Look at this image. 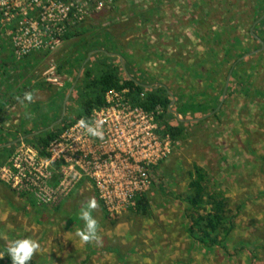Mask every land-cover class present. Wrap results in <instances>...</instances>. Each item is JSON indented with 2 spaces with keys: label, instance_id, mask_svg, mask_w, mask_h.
Returning a JSON list of instances; mask_svg holds the SVG:
<instances>
[{
  "label": "rangeland",
  "instance_id": "374dc122",
  "mask_svg": "<svg viewBox=\"0 0 264 264\" xmlns=\"http://www.w3.org/2000/svg\"><path fill=\"white\" fill-rule=\"evenodd\" d=\"M85 1L92 12L86 23L95 28L84 36L90 46L94 44L92 35L104 39L106 32L120 26V20L125 23L130 12L153 8L152 20L145 26L136 24L134 32L121 37L122 52L135 61L134 73L139 78L160 82L156 85L177 93L173 111L177 112L178 100L182 104L194 99L193 105L207 102L208 116L199 113L192 117L190 109L191 114L184 119L177 112L182 120L190 121L173 120L186 127V138L161 165L160 185L147 193L151 205L147 217L126 212L116 219L115 226L108 220L101 238L97 232L94 242H83L78 235L84 227L82 211L94 204L91 213L95 220H106L93 190L83 196L77 190L55 209L38 208L33 202L38 208V223L56 229L62 220L72 230V236L66 238L51 232L46 257L42 263L35 259L34 264H264V49L258 41L260 31H256L264 20L252 30L264 16L259 0H79L81 4ZM218 35L219 43L209 45V36ZM79 40L63 41L54 51L34 53L19 61L13 56L10 38L0 33V60L4 61L0 76L7 90L15 93L13 98L0 100L10 107L22 104L24 127L40 131L64 119L66 123L73 121L83 113V104L91 94L76 87L84 70L94 76L101 73L104 56L94 54L89 61L88 56L80 68L85 45L77 49L74 44ZM208 45L215 51V59L205 56L210 51ZM228 45L242 48L237 56L243 51L250 53L236 62L235 57L228 59ZM67 58L72 59V74L67 67L59 72ZM113 59L122 64L117 57ZM201 59L222 69L209 74V79H196L192 74L200 72L195 66ZM185 68L195 72L187 74ZM231 72L222 103L221 93ZM52 73L57 84L48 81ZM7 158L8 153L0 150V165ZM194 166L208 175L213 190L225 195L235 216L232 236L213 251L191 239L187 231L189 221L182 197L187 194ZM98 251L104 255H93Z\"/></svg>",
  "mask_w": 264,
  "mask_h": 264
},
{
  "label": "built area",
  "instance_id": "2783aa9c",
  "mask_svg": "<svg viewBox=\"0 0 264 264\" xmlns=\"http://www.w3.org/2000/svg\"><path fill=\"white\" fill-rule=\"evenodd\" d=\"M91 15L88 1L0 0V33L10 38L20 61L56 50L69 28ZM54 76L48 81L57 84ZM129 94L125 89L107 92L103 107L89 120L68 126L44 151L19 143L0 167V182L38 208H58L89 184L109 219L134 210L138 198L160 185V167L179 143L163 134L162 107L147 111L133 104Z\"/></svg>",
  "mask_w": 264,
  "mask_h": 264
},
{
  "label": "trees",
  "instance_id": "16d2710c",
  "mask_svg": "<svg viewBox=\"0 0 264 264\" xmlns=\"http://www.w3.org/2000/svg\"><path fill=\"white\" fill-rule=\"evenodd\" d=\"M258 5L261 12L264 13V0H259ZM152 9H148V11H142L140 13L130 12V17L125 21V23H120L122 22L120 20L118 24L120 26L113 27V31L111 32H106V35L102 40L99 39L98 35H92V37L94 38V44H96V46H94V44L90 46L91 42L87 41L88 39L86 40V38L84 37L89 35V33H91V30H95V28L91 24L87 25V19L69 28V31L64 38V42L67 43L75 38H80V40L77 41L74 45L77 47V49L79 48L80 44L85 45V57L83 60L81 59L79 67L81 68L84 61L91 53L97 52L96 54H102L100 56H104V63L100 64V66L102 67V71L99 75L94 76L91 71L84 70L83 77L76 87V90H83L85 93L88 92L91 94L89 99H87L83 104L84 111L82 114L77 116L73 121L67 123L64 119L63 121H61L59 127L55 126L53 129L51 128L52 125H48L45 127L46 129H44L47 131L43 132L40 135L31 137V134H34L35 132H28L25 134L26 139L24 140V142L34 146L39 151H44L51 143V141L56 139L68 126L81 119L89 120L92 112L95 109L103 107L105 105V94L107 92L111 90L121 91L123 89L130 91L129 99L133 104L139 105L147 111H152L156 107L163 108L164 115L161 117L163 134H169L176 143L182 142L186 138V127L180 123L177 125V121H175L176 123L173 122L175 116L169 113V107L172 103V98L170 97L168 92H170V94L172 93L175 98H177V93L167 88H155L157 86L156 84H162L160 82L157 83L156 81H149L148 79L143 77L139 78V75L135 74L136 72L134 73L136 65L135 61L133 59L131 60V58H129L128 55L122 52L121 49V37L124 34H130L134 32L132 30H134V26L136 24L145 26L150 20H152L153 16L150 13ZM133 16L135 17L131 18ZM261 16H263V14L259 15V17ZM258 30L260 31L261 41L264 43V21L260 25H258L256 31ZM209 41V45L212 43H219L220 37L219 35L213 38L209 36ZM234 41H236V39ZM209 45L207 50L210 51L205 56L215 59L216 53L214 50H212V48H210ZM228 46L229 50L226 51L227 56L230 57L228 59L235 57V61L237 62L246 54V51H243L241 54H239V56H237V51L241 52L242 48H236L235 46L231 45ZM258 46L261 48L260 44ZM249 53L250 52H248L247 54ZM111 54L122 56L126 61L127 72L134 79V81L142 86H149L151 87V89H146L130 80L122 69L119 60L110 57L109 55ZM71 60L72 59L70 58L65 59V63L59 66V72H62L65 67L68 68V71H71V69L73 68V65H71L70 62ZM175 63L183 68L185 67L178 61H176ZM242 65L243 64H241V66ZM195 67V70L200 72H198L197 74H192V77L196 76V79L199 80L209 79V74H218L217 72L222 69V67L218 64L213 66L210 61L208 63L206 59H201L199 62H196ZM189 69L190 68H185V73L191 74V72H195V70L193 71V68L191 70ZM70 74H72V71L70 72ZM233 76L235 77V75ZM154 82L156 86L154 85ZM142 94L145 95L144 100H141ZM221 95H223V92L221 93ZM193 102L194 99L189 100V102L187 103H180V105L178 100V102L176 103L177 112L184 119H186L188 115L191 114L190 109L192 110V117H197L199 113H203L205 114L204 116H208V112L206 111V108L208 107L207 102H203L204 106H202L201 103L200 105H193ZM1 113L2 111L0 109V117ZM58 121L59 118L57 119V122ZM207 178L208 175L204 172L203 169L198 166H194L188 184L187 194L186 196L182 197V201L186 204L185 215L186 219L189 221V227L187 230L189 237L198 242L205 249L213 251V249H215L216 247H220V245L222 246L228 242L235 230L236 224L235 216H233L232 211L229 208L228 199L225 198V195L223 193L213 190L210 187ZM97 202L99 203V205H101L98 199ZM150 207L151 205L149 201V195L147 194L142 196L141 198H138L137 207L131 211L143 217H147L150 213ZM104 217H106L108 220H111L108 218L106 213ZM110 222L111 226H115V224L117 223L116 220H111ZM0 256H3V258L0 259V264H12L11 260L7 256V248H2L0 250ZM29 264H33L32 258L29 261Z\"/></svg>",
  "mask_w": 264,
  "mask_h": 264
},
{
  "label": "crops",
  "instance_id": "0c3cea01",
  "mask_svg": "<svg viewBox=\"0 0 264 264\" xmlns=\"http://www.w3.org/2000/svg\"><path fill=\"white\" fill-rule=\"evenodd\" d=\"M3 54L4 51L2 52V55ZM3 64L4 61L0 60V67ZM6 70L7 68L4 67L2 71L5 72ZM2 77L3 75L0 76V98H4L6 96L9 98L15 97V93L8 91L7 88L4 86ZM19 94H21L20 90H19ZM0 109L2 111L0 117V150H2L4 154L7 152L8 158L11 155L13 148L17 144L21 143L26 139L25 137L26 132L27 133L35 132L34 134H31V137H33L47 131V130L31 131L30 127H24V125L22 124V104L21 106L15 105L13 107H10V104L1 102L0 100ZM60 123L61 121L53 125L52 129L55 126L59 127ZM8 158L5 160V162H3V164L0 165V167H2L5 163H7ZM77 192L78 195L83 196L86 193H92V189L89 186V184H83L78 189ZM33 202L34 201L32 199L23 198L15 195L4 184L0 182V250L2 248H8L11 242L15 239L31 238L39 244V250L34 252L32 256V260L34 264L35 259L41 260L42 263L43 260L42 258L46 257L45 255L46 248L51 244V240H52L50 238L51 235H49L51 232H56L61 236H63L64 238H66L67 235L72 236L69 233L72 230L70 229L71 228L70 226L68 227L66 226V224L63 225L62 220L59 221L61 223V226L56 229H49L45 225L38 223L37 220L35 219V217L38 215L36 212V209L38 208L34 207ZM64 202L62 204H64ZM97 204L99 206V210H102L103 212L100 213L101 217L102 215L105 216L104 209L102 208L101 205H99L98 202ZM104 218L106 220L102 219V221L97 222L99 224L97 236H99L100 238L104 234V228H106L105 226L108 225V219L106 217ZM75 230L76 228L74 227L73 231L75 232ZM64 244L66 243L64 242ZM63 249H65V247H63ZM49 251H51V249ZM94 254L104 255V253H101L99 251L97 253H93V255ZM95 257L96 256H94V258ZM2 258L3 256H0V259ZM47 258L50 259V254L47 255ZM95 261L96 260L94 259L93 262Z\"/></svg>",
  "mask_w": 264,
  "mask_h": 264
},
{
  "label": "clouds",
  "instance_id": "9594fccd",
  "mask_svg": "<svg viewBox=\"0 0 264 264\" xmlns=\"http://www.w3.org/2000/svg\"><path fill=\"white\" fill-rule=\"evenodd\" d=\"M81 124L87 128V130L93 134L98 135L97 131L90 126ZM95 207L91 204L88 209L82 211L81 219L84 222V227L78 235H80L83 242H89L96 238L98 231V224L91 213V208ZM39 250V244L31 238L15 239L7 248V256L11 260L12 264H29L34 252Z\"/></svg>",
  "mask_w": 264,
  "mask_h": 264
},
{
  "label": "water",
  "instance_id": "95a60500",
  "mask_svg": "<svg viewBox=\"0 0 264 264\" xmlns=\"http://www.w3.org/2000/svg\"><path fill=\"white\" fill-rule=\"evenodd\" d=\"M263 20H264V16L261 17V19L258 20V21L255 23V25H254V27H253L252 30H254V28H255L258 24H260ZM258 41H259V43L262 45V49H261V50H263V49H264V44H263V42H262L261 40H259V39H258ZM96 53H97V52L91 53V54L89 55V57H88V61H89L90 58H91L94 54H96ZM109 56H110V57H117L118 59H120V61H121V63H122V64H121L122 69L124 70L126 76H127L130 80L134 81V79H133V78L129 75V73L127 72L124 58H123L122 56H120V55H115V54H112V55H109ZM240 61H242V59H241ZM231 75H232V72L230 73V76H229V78H228V80H227V83H226V86H225V89H224V92H223L222 103L224 102V100H225V98H226V95H227V91H228V86H229V84H230V77H231ZM80 76H81V72H80V74H79L78 79L80 78ZM134 82H135L137 85H140V84H138L136 81H134ZM140 86H142V85H140ZM142 87H144V88H146V89H151V87H149V86H142ZM155 88H165V89H166V87H164L163 85H157ZM73 89H74V87H73ZM73 89H72V90H73ZM72 90L70 91V93H72ZM168 93H169L170 97L172 98V103H171V105H170V107H169V113L172 114V115H174V116L176 117V119H177L179 122H183V123H188V122H190V121H188V120H182L181 117H180V115H179L177 112L173 111V107H174V104H175V99H174L173 95L170 94V92H168ZM51 128H52V127H51Z\"/></svg>",
  "mask_w": 264,
  "mask_h": 264
}]
</instances>
